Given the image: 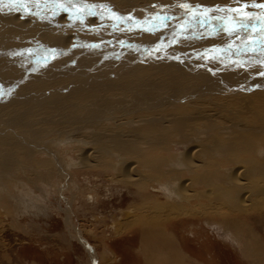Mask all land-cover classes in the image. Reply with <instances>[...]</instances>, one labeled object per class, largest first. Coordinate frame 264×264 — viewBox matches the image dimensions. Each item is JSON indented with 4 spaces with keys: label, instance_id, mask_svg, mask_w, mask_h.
Here are the masks:
<instances>
[{
    "label": "rangeland",
    "instance_id": "rangeland-1",
    "mask_svg": "<svg viewBox=\"0 0 264 264\" xmlns=\"http://www.w3.org/2000/svg\"><path fill=\"white\" fill-rule=\"evenodd\" d=\"M18 2L32 14L0 3V264H147L142 237L118 223L133 214L138 192L124 186L121 171L129 165L161 203L172 172H136L137 158L120 149L135 143L148 151L156 140L158 155L167 147L181 157L192 148L206 155L193 161L198 175L176 171L196 197L172 216L190 258L264 264V211L232 216L237 230L231 218L210 214L222 203L211 194L200 200L206 189L192 187L211 167L226 177L249 163L264 167L256 145L264 140V20L228 31L245 14L264 17V7H254L264 0ZM216 145L226 152L218 155ZM86 155L107 171L85 166Z\"/></svg>",
    "mask_w": 264,
    "mask_h": 264
},
{
    "label": "bare ground",
    "instance_id": "bare-ground-1",
    "mask_svg": "<svg viewBox=\"0 0 264 264\" xmlns=\"http://www.w3.org/2000/svg\"><path fill=\"white\" fill-rule=\"evenodd\" d=\"M17 19H16V21H17ZM212 91H213V89H212ZM212 91H211V93L214 92V91L213 92ZM256 142H258L256 144L257 148L258 147H264V140H258ZM253 143L254 142L249 141V140L245 141V145H247V146L255 145ZM134 144L133 145L127 144L126 146L123 145V147H122V149H120V151L122 150V152H124L126 154H130L131 156L137 158L140 166H139V169H136V172L144 171V172L149 173V176H150V174L152 176L153 175L156 176L157 174L162 173V170L164 171V169H165V170L172 172V175H171L172 181L170 179H169L170 181L169 180L164 181L165 182V184L163 185V190L165 193L164 195L168 198V200L166 198V200H167L166 203H161L159 201L160 198L157 195L156 196L151 195L149 193L150 191L148 192V190L146 189V185H145L146 182L145 181L144 182L142 180H136L135 181L134 176L131 174L130 166L126 165L124 167V169L121 171L122 172L121 177L125 182L129 181V183H125L124 186L127 189L128 188L133 189V190H136V192L137 191L138 192L135 194L134 197L132 196V198L134 199V203L132 204V206H134V207L132 208V206H129V208H128V209L133 210V214H129V213H128L129 215L126 214L127 217L123 218L118 223L120 224V226L122 228L125 226L130 227L131 231H134L133 233H137L138 237L140 235L139 240H141V237H142V241H143V243H142L143 244L142 245V254L143 255H141V257L145 258V261L147 264H157V262L155 263L154 261L158 260V258H156V257H157V255L160 256V254L166 256V257L161 258V259L159 258L160 260L164 261L162 263L159 260L160 261L159 263H162V264H164V263L165 264H187L186 262L188 260H191V262L188 264H203V263L199 262V260L197 261L195 259L190 258L191 256H190V254H188L186 252L185 245H183V243L176 237L177 232L173 230V227L175 226V224H173V223L175 221H174V218L172 216L174 214L175 215L176 214H180V215L184 214L186 212L185 209H183L182 212L177 213L178 209L183 208L182 202L183 201H186V202L190 201L189 203H191V201L196 198L195 193L193 191H191L192 190L191 187H190V189H191L190 190V189H188V186H185V183H180L177 180L179 178H182V176L178 175V173L176 174L177 169L179 167H184V168L186 167L188 176L189 175H194V176L198 175L196 173L197 171L195 172V169L198 168V166L196 164H194L193 161L195 158L199 159V158L205 157L206 155L203 156L200 153L196 154L195 153L196 149L192 148L191 150H186V152H184L183 156L181 157L180 156L181 154L180 155L170 154L169 149H168L170 147L165 148L163 151L164 153L162 152L163 149L160 150L162 152V154L158 155L157 152L159 151V148L163 146V144L161 143V141H157V140L153 141V145L150 146V150H148V151H144L143 149H141V147H139L138 145H134ZM186 144L188 146L187 142L185 143V145ZM99 146L101 147V150H102V151L100 150L101 152L107 153V152L111 151V149L108 148L109 146L106 144H100ZM232 147L233 146L226 147V148L230 149ZM222 148L223 147H221V145H216L214 150L219 155V153L221 151L226 152V150L222 149ZM228 149H227V154H228ZM211 151H213V149ZM209 153H212V152H209ZM250 153L255 154L253 152L248 151V152H246V155H248V157H250L251 156ZM259 154H261V152ZM259 154H257V155H259ZM229 157H231V156H229ZM99 159L100 160L97 163H91L88 160V157L86 155L83 158V161H84V163H86L85 166H87L89 168H92V169L103 168L104 171H107V169H108L107 168L108 166L106 167L107 164H104V162H103L104 160L102 161L101 158H99ZM230 159H232V158H230ZM230 159H229L228 163H232V164L236 163L237 165H240L237 163L238 162L237 160L236 161L235 160L230 161ZM250 159H252V158H250ZM200 161H202V160L200 159ZM253 164L249 163L244 172H237V171L233 172V173L231 172L229 177L223 176L224 173L222 175H220L221 173L219 174L216 171H212V169H211L212 167L205 170L204 174L202 173L203 174L202 180H201V178H199L198 179V180H200V181H198L199 183L197 185H192L193 188L201 186L202 188L206 189V191L201 192V194H200L201 197L198 196V198L202 201L205 200V201L209 202L208 199H209V195L211 194L214 199L219 201V203H222V204L215 205L213 207L214 211H212V213H210V214L217 216V217H220V219H222L226 223H228V222H230L228 220L230 218L232 219V216H235L236 214L240 215V213L242 214L244 212L245 213L246 212H248V213L259 212L260 213V212L264 211V200L257 198V197H254L257 194H264V181H263V184L259 183V182H262V180H264V167L263 166L261 167V165H258L259 167H257L256 165H253ZM132 168H134L133 165H132ZM174 173H175V175H174ZM194 176H193V178H194ZM197 177H199V176H197ZM183 179H185V178H183ZM241 179L242 180H245V179L249 180L250 183H252V185H253L250 187H252L253 189L251 191L245 190L244 181L242 183ZM194 181H196V180H194ZM254 194H256V195H254ZM169 199H172L173 201H171ZM224 204L231 207L229 213L223 212V210L225 208ZM247 204L248 205L252 204V205H251V207H249V206H247ZM193 205H195V204H193ZM193 205H192V208H193ZM178 207H180V208H178ZM189 207H191V206H189ZM226 210H228V209H226ZM248 213H246V214L248 215ZM130 215H132V217H129ZM229 224L230 225L232 224L238 230L239 223L237 222V220L232 219L231 223H229ZM116 228H115V230H116ZM240 233L241 232L239 231V235H240ZM137 235H135V236H137ZM132 236H134V234ZM236 238H238V237H236ZM257 251H259V250H257ZM259 252H261V251H259ZM143 264H144V262H143Z\"/></svg>",
    "mask_w": 264,
    "mask_h": 264
},
{
    "label": "snow or ice",
    "instance_id": "snow-or-ice-1",
    "mask_svg": "<svg viewBox=\"0 0 264 264\" xmlns=\"http://www.w3.org/2000/svg\"><path fill=\"white\" fill-rule=\"evenodd\" d=\"M0 3H2V0H0ZM27 3L34 4L37 8H39L41 6L39 0H27ZM48 3H49V0H44V5L43 6L47 7L48 6ZM11 6L23 8L25 10V12H27L29 15L32 14L29 11V9L27 8L26 4L25 3H20V2H18V0H12V5ZM53 7H54V9L56 11H59V10L68 11V8L65 7L63 4H54ZM84 7H87V6H84ZM180 7L181 8H184V9H188L189 8V5L182 4V5H180ZM254 7H258L259 8V7H264V5L257 4V5H254ZM0 10H2V9H0ZM79 10L80 11H83V7H81ZM230 11H239V9H237V10H230ZM53 14L55 15V11H54ZM195 15H196V13H193V16H195ZM112 18L113 19H116V20H119L120 19L119 16H115V15ZM157 19H160V17H157ZM244 19H248V20H251V19L264 20V17H249V16H247V14H245L244 17H243V19L240 21V23L236 27H231V28L228 29L230 35L232 34V32L238 31L239 28L246 27V25L243 23V20ZM180 27H181L182 30H184V25L183 24ZM262 31H264V29H262ZM261 43H262V45H264V40H262ZM249 50H251V51L254 52L256 49L255 48L249 49L248 47H246L244 49V51H249ZM157 51H159V50L157 49ZM262 51H264V47H262ZM262 64H264V62H262ZM260 74H261V76H264V71H261Z\"/></svg>",
    "mask_w": 264,
    "mask_h": 264
},
{
    "label": "clouds",
    "instance_id": "clouds-1",
    "mask_svg": "<svg viewBox=\"0 0 264 264\" xmlns=\"http://www.w3.org/2000/svg\"><path fill=\"white\" fill-rule=\"evenodd\" d=\"M262 154H264V153H262Z\"/></svg>",
    "mask_w": 264,
    "mask_h": 264
},
{
    "label": "flooded vegetation",
    "instance_id": "flooded-vegetation-1",
    "mask_svg": "<svg viewBox=\"0 0 264 264\" xmlns=\"http://www.w3.org/2000/svg\"><path fill=\"white\" fill-rule=\"evenodd\" d=\"M132 237V236H131Z\"/></svg>",
    "mask_w": 264,
    "mask_h": 264
}]
</instances>
